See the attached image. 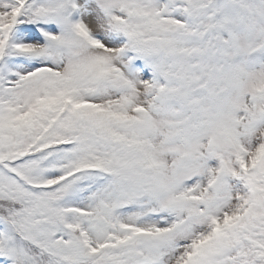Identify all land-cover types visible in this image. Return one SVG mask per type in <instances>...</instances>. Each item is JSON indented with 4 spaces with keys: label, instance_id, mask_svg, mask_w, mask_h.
I'll list each match as a JSON object with an SVG mask.
<instances>
[{
    "label": "snow or ice",
    "instance_id": "1",
    "mask_svg": "<svg viewBox=\"0 0 264 264\" xmlns=\"http://www.w3.org/2000/svg\"><path fill=\"white\" fill-rule=\"evenodd\" d=\"M0 264H264V0H0Z\"/></svg>",
    "mask_w": 264,
    "mask_h": 264
}]
</instances>
